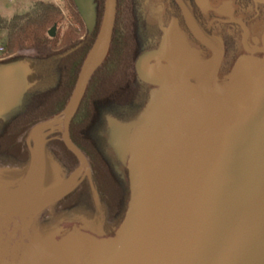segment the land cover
Wrapping results in <instances>:
<instances>
[{
    "label": "water",
    "instance_id": "obj_1",
    "mask_svg": "<svg viewBox=\"0 0 264 264\" xmlns=\"http://www.w3.org/2000/svg\"><path fill=\"white\" fill-rule=\"evenodd\" d=\"M72 1L90 32L96 23L95 0ZM174 1L197 40L214 55L215 72L218 52L199 33L181 0ZM115 16L116 0H104L96 39L64 110L29 132V162L21 182L5 187L0 178V224L9 223L10 234L89 178L87 161L69 138V125L88 81L105 59ZM55 30L52 27L48 36L54 37ZM177 61V54L162 51L142 53L135 63L140 82L162 90L131 122L144 141L142 159L152 163L146 167L151 177L144 209L140 202V210H135L134 192L142 175L136 176L132 162L126 220L112 236L95 240L84 234L80 241L60 247L42 243L39 259L28 264H264V81L255 76L248 110L213 112L188 91L178 92L188 75L177 70ZM150 62L165 64L148 69ZM18 66L2 65L0 73ZM246 85L253 87L251 81ZM54 133L60 134L78 166L65 179L44 187L45 144ZM153 135L156 139L147 145Z\"/></svg>",
    "mask_w": 264,
    "mask_h": 264
},
{
    "label": "trees",
    "instance_id": "obj_2",
    "mask_svg": "<svg viewBox=\"0 0 264 264\" xmlns=\"http://www.w3.org/2000/svg\"><path fill=\"white\" fill-rule=\"evenodd\" d=\"M95 4L96 23L90 32L72 0H65L68 23L59 8L43 3L36 4L29 13L14 15L10 19L0 16V30L7 34L0 51V65L25 63L28 66L26 81L29 88L23 103L0 118V160L10 165L22 158V162H16L21 174L29 162V149L24 139L31 128L64 110L82 63L96 39L104 0H95ZM136 9L131 0H116L115 24L107 54L88 81L69 126V138L85 157L90 175L54 205L57 212L86 222L101 215V231L107 235H112L120 224L129 199L128 183L107 153L103 135L107 117L130 118L141 109L146 99L144 84L135 72V62L141 54L145 35ZM52 27L57 31L51 38L48 32ZM26 51H32L33 55H21ZM37 101L42 102L43 112L38 116L25 115L26 106ZM52 137L54 139L46 143L45 151L48 153L50 144L58 145L73 164L72 172L78 166L77 159L65 148L59 133ZM49 159L45 158L44 187L52 184L53 180L48 181V178L57 172L55 159ZM4 174L7 173H0L2 179H6Z\"/></svg>",
    "mask_w": 264,
    "mask_h": 264
},
{
    "label": "flooded vegetation",
    "instance_id": "obj_3",
    "mask_svg": "<svg viewBox=\"0 0 264 264\" xmlns=\"http://www.w3.org/2000/svg\"><path fill=\"white\" fill-rule=\"evenodd\" d=\"M131 1L137 8V15L141 18L145 32L141 54L165 51L179 56L175 67L187 73L188 78L183 89H178V92L188 91L213 112H242L250 108L252 101L248 99L255 93V76L258 82L264 81V0H181L199 33L219 54L220 61L215 72L214 55L197 40L174 0ZM152 7L157 8V13L161 11L164 27L160 28L156 21H150L148 8ZM164 64L150 62L146 67L151 69ZM250 81L253 87L249 89L246 84ZM144 87L146 99L135 115L127 119L110 116V119L129 121L139 112L146 111L144 107L152 95L160 98L161 87L146 84ZM10 111L0 118L11 113ZM54 134L48 137V141L54 139ZM121 176L127 182V173ZM54 183L55 181L52 182ZM74 218L75 221L80 220ZM102 234L104 237L110 236ZM23 243L20 239L14 242L15 251L10 252L9 264L18 262Z\"/></svg>",
    "mask_w": 264,
    "mask_h": 264
},
{
    "label": "rangeland",
    "instance_id": "obj_4",
    "mask_svg": "<svg viewBox=\"0 0 264 264\" xmlns=\"http://www.w3.org/2000/svg\"><path fill=\"white\" fill-rule=\"evenodd\" d=\"M38 3L49 4L59 8L65 16V22H69V18L67 17L68 11L65 8V0H0V16L4 19H10L14 15L29 13ZM148 11L150 21H156L160 28L165 26L161 11L157 13V8L154 9L153 7L148 8ZM56 31L57 30H55V33ZM77 31L79 32L78 29ZM6 38V32L0 30V48L6 42ZM21 55H33V52L26 51L21 53ZM19 65L20 66L15 68H5L0 73V116L15 107H18L22 102L24 92L28 88V84L26 82L28 66L25 63H19ZM1 68H3L2 65H0V69ZM147 105H149L148 101L146 102L144 108H146ZM43 108L42 102L40 103L37 101L32 104L30 102L25 108V115L38 116L41 112H43ZM142 113L143 112H139L137 116L129 121H116L110 119L109 117L103 132L107 142V153L113 160L117 171L123 175L127 173L128 182V169H130L133 162L136 166V176L142 175L138 181L142 183L134 192V201L136 200L137 202L135 203V210L137 211L140 210V202H142V205H146L148 203L146 199L149 195L150 187L147 185L150 183L151 173H149V170H147L146 167L151 168L152 166L150 161L142 159L141 152L144 141L141 135L139 136L137 132H135L136 128L131 125V122L138 118ZM28 135L24 139V142L27 143V147L29 149L31 141L29 140ZM154 139H156L155 135L151 136L147 145L149 144V141L152 143ZM151 146L152 144H150V147L147 149H150ZM47 151L48 153L45 151L46 160H50L49 158H52L53 160L55 159L54 161L57 163L55 165L57 166L56 175L53 177L50 176L51 178H48V181L53 180L56 182L63 180L74 168L73 164L58 145L50 144ZM139 153L140 156L138 157ZM20 160L17 159L19 162L23 161L22 158ZM0 161V165H2L0 170L7 173V175H5L6 179L2 180L4 186L13 187L18 185L21 182L26 170L23 174H21V170L16 164L17 161L15 163H11L10 165H8L9 162H4L3 160ZM46 163V167L49 171V162L47 161ZM140 169L141 171H139ZM145 205H143L142 208ZM125 220L126 219L123 216V219L116 230L123 225ZM101 221V215L95 216L94 220L87 224L85 220L80 219L75 221L74 216L57 212L56 207L52 206L42 210L28 225H21L19 231L14 233L10 234L11 226L9 223L0 224V264H9L8 260L11 257L10 252L14 253L15 251L13 250L15 246L14 242L16 243V241L20 238L23 240L24 245L18 254L19 264H28L38 260L39 246H41L42 243H45L47 246L54 245L55 247H60L61 245L69 244L78 240L80 241L84 234L90 235L95 240H102L105 237L101 231Z\"/></svg>",
    "mask_w": 264,
    "mask_h": 264
},
{
    "label": "built area",
    "instance_id": "obj_5",
    "mask_svg": "<svg viewBox=\"0 0 264 264\" xmlns=\"http://www.w3.org/2000/svg\"><path fill=\"white\" fill-rule=\"evenodd\" d=\"M0 51H1V48H0Z\"/></svg>",
    "mask_w": 264,
    "mask_h": 264
}]
</instances>
